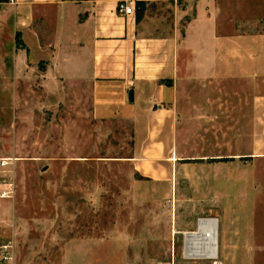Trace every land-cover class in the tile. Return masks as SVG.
Wrapping results in <instances>:
<instances>
[{
	"label": "rangeland",
	"instance_id": "374dc122",
	"mask_svg": "<svg viewBox=\"0 0 264 264\" xmlns=\"http://www.w3.org/2000/svg\"><path fill=\"white\" fill-rule=\"evenodd\" d=\"M199 1L111 3L132 7L143 33L173 29L181 40ZM0 3V191L9 187L0 198V264H264V157L245 151L246 87L233 98L223 87V113L242 116L235 140L225 116L193 120L184 133L180 98L176 171L169 181L152 180L127 160L132 121L95 117L89 84L72 80L87 55L71 48L70 33L55 19H35L40 48L28 49L15 2ZM213 3L224 34L234 30L232 19L239 33L264 32V0ZM176 79L181 91V67ZM193 101L203 102L197 94ZM199 219L216 222L215 258L186 255L199 238L185 233H196Z\"/></svg>",
	"mask_w": 264,
	"mask_h": 264
},
{
	"label": "crops",
	"instance_id": "0c3cea01",
	"mask_svg": "<svg viewBox=\"0 0 264 264\" xmlns=\"http://www.w3.org/2000/svg\"><path fill=\"white\" fill-rule=\"evenodd\" d=\"M115 7L111 0H15L12 10L28 49L40 48L35 19L40 24L55 19L57 30L70 33L71 48L86 53V63L73 65L71 78L89 84L95 117L132 121L134 148L127 160L135 172L158 181L172 178L180 98L184 133L191 132L193 120L225 116L232 121L235 140L242 116L223 113V87H230L232 98L238 97L239 87L248 89L245 151L249 157H264V32L247 28L239 33L242 27L232 19L234 30L224 34L213 0L199 1L198 19L186 24L181 40L173 29L143 33ZM180 67L181 91L176 79ZM130 89L133 101L128 100ZM196 94L203 100L199 107L194 106Z\"/></svg>",
	"mask_w": 264,
	"mask_h": 264
},
{
	"label": "bare ground",
	"instance_id": "6f19581e",
	"mask_svg": "<svg viewBox=\"0 0 264 264\" xmlns=\"http://www.w3.org/2000/svg\"><path fill=\"white\" fill-rule=\"evenodd\" d=\"M198 224V231L195 234L189 232L185 233L186 238L193 235L199 238V242L197 239L194 244L190 242L191 245H186V247L191 246V248L187 250L186 255L214 258L217 252L216 222L213 219H199ZM191 239H194V237Z\"/></svg>",
	"mask_w": 264,
	"mask_h": 264
},
{
	"label": "built area",
	"instance_id": "2783aa9c",
	"mask_svg": "<svg viewBox=\"0 0 264 264\" xmlns=\"http://www.w3.org/2000/svg\"><path fill=\"white\" fill-rule=\"evenodd\" d=\"M10 1L15 2V0H10ZM118 11H119V13H122L125 15L133 14V8L130 6H127L126 4H122V3L118 6ZM8 196H9V187H6V189L0 191V198H4V197H8ZM2 256H3L2 257L3 260H5L7 257V255H2Z\"/></svg>",
	"mask_w": 264,
	"mask_h": 264
},
{
	"label": "water",
	"instance_id": "95a60500",
	"mask_svg": "<svg viewBox=\"0 0 264 264\" xmlns=\"http://www.w3.org/2000/svg\"><path fill=\"white\" fill-rule=\"evenodd\" d=\"M128 100L133 101V90L132 89H130L128 92Z\"/></svg>",
	"mask_w": 264,
	"mask_h": 264
},
{
	"label": "trees",
	"instance_id": "16d2710c",
	"mask_svg": "<svg viewBox=\"0 0 264 264\" xmlns=\"http://www.w3.org/2000/svg\"><path fill=\"white\" fill-rule=\"evenodd\" d=\"M136 2L137 1H139V0H135ZM136 8H138L139 9V5H138V3H136ZM137 18V17H136ZM136 21L138 20V19H135Z\"/></svg>",
	"mask_w": 264,
	"mask_h": 264
}]
</instances>
